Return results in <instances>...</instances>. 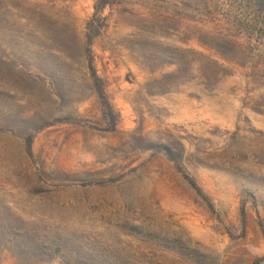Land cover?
Returning <instances> with one entry per match:
<instances>
[{
    "label": "rangeland",
    "instance_id": "obj_1",
    "mask_svg": "<svg viewBox=\"0 0 264 264\" xmlns=\"http://www.w3.org/2000/svg\"><path fill=\"white\" fill-rule=\"evenodd\" d=\"M96 2L0 0V264H264V6Z\"/></svg>",
    "mask_w": 264,
    "mask_h": 264
},
{
    "label": "trees",
    "instance_id": "obj_2",
    "mask_svg": "<svg viewBox=\"0 0 264 264\" xmlns=\"http://www.w3.org/2000/svg\"><path fill=\"white\" fill-rule=\"evenodd\" d=\"M120 1H122V0H97V2L95 3L94 13L86 25V35H85L86 36V45H87L86 55H87V59H88L89 64H91L90 45H91L93 39L98 36L99 32L102 29V25H101L102 19L100 18V15L105 8L110 7L114 4H117ZM257 1L260 2L262 6H264V0H257ZM97 91H98L99 97L102 99L103 98L102 91L100 89H98ZM31 143H32V137H28L26 139V147H27L29 154H30ZM183 178L187 182L188 186L193 190V192L199 198H201V200L206 205L207 209L212 211L211 203L208 201L207 198H205L203 196L201 190L197 187V185L186 175H183Z\"/></svg>",
    "mask_w": 264,
    "mask_h": 264
}]
</instances>
